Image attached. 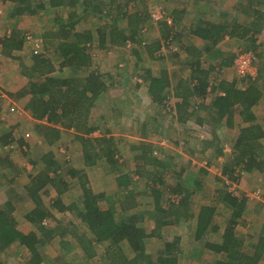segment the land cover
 Instances as JSON below:
<instances>
[{"label": "trees", "instance_id": "16d2710c", "mask_svg": "<svg viewBox=\"0 0 264 264\" xmlns=\"http://www.w3.org/2000/svg\"><path fill=\"white\" fill-rule=\"evenodd\" d=\"M8 1L15 4L12 12H10L14 16L35 15L48 7L58 11L55 15V23L58 25L55 31V37L58 40L55 51L62 59L59 67H56L54 62L44 54L34 55L30 65L24 64L21 67L22 74L29 79L27 87L21 93V97L30 95L26 103L27 109L37 119L47 118L49 123H51L47 127L48 130L44 129L41 131L49 144L58 143L63 135L62 130L74 128L78 133L77 139L80 140L84 149L85 164L94 165L104 159L113 170L112 173L118 174L116 181L121 192L129 194L132 184L139 181L135 179V176L139 179L146 177L147 190L140 193L136 192V194L137 196L140 194L142 196L146 192L151 197L152 202L150 204L155 205V210L150 217L154 218L155 215L157 216L158 227L156 228H159V212L162 211L161 207L163 205L168 209V216H174L175 220L185 215L186 218H191L193 215L189 211L190 205L186 203V200L193 192L181 188L174 189L173 186L167 183L165 173L171 167L173 168L177 162L172 156L166 157L162 147L147 141H140L138 145L131 144L129 146L130 150H138L134 154L135 168L131 171H126L125 165H127V162L124 160L120 163L121 155L119 154L118 146L121 143L118 144L114 135L107 134L96 139L89 137L92 132L98 129L97 124L90 121V113L96 107L100 96H104L109 91V85L105 75H102L98 70L92 69L90 45L94 41V34L90 30L79 31L77 29L79 19L76 17L77 11L75 10L79 7L84 8V11L87 12L91 10L95 15H103V23L109 21L112 24V28L108 32L105 31L104 27L98 28V40L102 47L107 46V35H109L111 45L124 46L127 45L128 41L132 40L134 45L142 46L150 55L153 54L152 56H154L155 51L159 48V42L155 41L147 45L143 38L144 35L140 33L141 26L149 18L148 14L150 16V10L143 6L138 9L133 8L131 11L128 5L132 0H127V2L129 1L127 6L123 5V3L115 6L117 0H104L108 4L105 6L97 4L98 0ZM64 6L73 8L67 17L62 16L58 10ZM120 20H126L128 28L117 26ZM255 21L256 23H253V25L256 33L259 32V22L264 24V11L257 13ZM162 30L166 35L168 32L166 23H163ZM204 30L202 28L196 34L204 37ZM21 35V33L16 31L12 38V41L15 44L17 43V48L23 46V36ZM216 36L218 38L220 35ZM253 41L252 46L245 47V50L252 49L257 55H261L257 51L256 41ZM214 44H217L215 40ZM209 49L210 47L207 46L208 54L210 52ZM260 57L256 79L246 80L245 82V80L237 77L238 81L235 80L228 83L226 80H221L217 83L218 85H215L216 81H212L208 75L200 73L193 88L189 86L182 90V86L186 87L188 85L181 83L178 87V95L182 96L184 103H186V108L188 107L187 100L190 98L202 99V104H193L192 111L186 112L187 109L185 110L183 105L180 106L179 119H184L187 116L192 117L197 114L196 121L199 125L209 123L212 126H218L223 124L232 131L235 128L238 129L239 133L232 144L233 152L222 169L225 175L234 178V180L240 178L236 176L237 170L242 172L264 171V144L262 143L264 126L259 122L253 111V108L260 103L264 96L263 54ZM196 66H202L200 59L196 60ZM66 69L70 72V75L62 76L57 74L58 71L61 73ZM216 69L218 71L221 66L216 67L214 70ZM205 71L207 70H203V72ZM147 72L148 75L146 77H143V74H140V76L144 81L149 80V93L152 99L162 104V107H166V101H168L167 88L171 87L169 77L166 76V73H162V76L158 77L150 76V70H147ZM243 83L245 85L240 86ZM138 84H140L139 81H137L135 89L136 87L138 88ZM113 86L114 84H112ZM210 86L211 89L208 90ZM219 91L224 92V94H219ZM210 92H213V98L202 109ZM195 108H201L204 111V115H198L197 112L201 110L198 111ZM120 109H123V107ZM183 109L185 114H182ZM186 113H189V115H186ZM239 118L240 121L238 122ZM147 129V123L144 122L141 133L148 135L149 132L154 131L150 128L149 130ZM185 133L188 138L187 141H189V134L191 133L188 130ZM212 135V139L206 141L203 149L206 150L214 146L216 147V154H224L221 138L214 132H212ZM14 140L11 133H9L2 137L1 144L8 145ZM7 156L5 158L8 161L9 158ZM34 165L37 166V162ZM41 168L38 174L31 177V181L26 187L29 199L35 203V208L27 214V220L37 226L38 231L29 233L21 231L18 228L17 218L15 217L18 203L13 202V194L9 197L7 195L5 197L0 196V264H41L43 262V255H41L40 250L42 246L48 245L55 238L64 237L68 233H72L80 243L79 245L85 254L86 262L95 260L98 252L97 247L105 244V253L101 259L109 260V264H178L181 238L177 235L160 233L159 238H161L160 240L163 242L164 247L156 261L153 262L151 260L145 241L148 234L142 225L146 218V211L130 214L128 209L118 211L114 206L104 209L101 206V202L110 194L107 191L98 192L93 190L87 175L83 171L72 166L63 168L58 158L52 153L42 157ZM51 172L53 175H51ZM183 172L184 169L182 168L177 175L180 177ZM66 175L73 178L76 177V179L78 177L77 182H79L81 190L79 196L69 203L65 202L64 196L65 193L70 191L73 182L66 180ZM49 186L57 191V197L53 199L50 205H46L43 196L49 195ZM184 190L186 191V199L181 202L170 201L171 194L183 192ZM216 194L218 196L217 201L231 211V216L224 229L222 241L220 243L206 241V246L217 253H228V260L225 264H240L237 259H240L238 255L241 254L243 242L235 234V228L246 211L248 199L233 195L225 183L223 187L216 189ZM19 198L23 199L24 197L20 196ZM217 208L214 204L200 207L196 216L197 224L195 229L198 239H202L209 233L219 229L214 222ZM52 209L58 212L69 211L74 213V215L72 214L73 218L79 220L80 223L75 225V222L69 221L68 225L59 224L62 227L47 226L43 221L53 215ZM167 209L164 210L167 211ZM171 223L172 221L168 219L165 224ZM124 244H128L129 253L126 252ZM15 245L24 246L29 250V257L22 263L14 255L6 254L7 250ZM258 248L262 249L260 251L262 253L258 252L257 254L260 253L262 256L264 253V237L259 241L256 251ZM2 255L4 257L6 255V258L2 257Z\"/></svg>", "mask_w": 264, "mask_h": 264}, {"label": "rangeland", "instance_id": "374dc122", "mask_svg": "<svg viewBox=\"0 0 264 264\" xmlns=\"http://www.w3.org/2000/svg\"><path fill=\"white\" fill-rule=\"evenodd\" d=\"M129 2V1H128ZM127 0H117L115 2V6L119 5L120 3H123V5L128 4ZM97 4H103V6L108 5L104 0H98L96 2ZM129 9L132 11L133 8L138 9L142 8L143 6L147 7L148 10H150V16L148 14V19L146 21V29L144 27L141 28L140 33H145V35H160L159 27L157 23H153L151 21L152 14L156 11L161 10V8H164L168 10V4L167 0H132L130 4L128 5ZM9 5L7 1L0 0V38H2L5 33L8 34L9 31L12 32L13 25H17V23L21 22V19L24 20L25 18L23 16L14 18L9 13H6V10L8 9ZM128 8V7H127ZM59 10V13L67 17L69 15V12L73 10L70 6H64L61 7ZM109 10V9H108ZM77 11V18L79 19V23L77 25V29L79 31H85L90 30L94 34V41L90 45V52L92 55V69L98 70L102 74H107L108 72H113L114 76L116 75V79L118 85L122 89H126L125 94L126 97H122L119 101H114L113 98H109V96L104 95L102 107L98 108L96 112L92 116V122L97 124L98 129H96L93 132V135H111L112 133H115L117 137L115 138L116 141H118V144L122 145L121 150H123V154L120 156V160L126 161L127 165H125V170L131 171L135 168L134 164V154L136 151H132L128 149V147L131 144H137L140 140V133L144 126V121L146 117L149 115V122L145 121L147 123L148 127H154L157 132H159L162 129L161 132L155 133V132H149V136L154 138L151 142L159 145L162 147L163 152L166 153V157H173L175 161L177 162L174 167L167 170L165 173L166 175V181L171 186H173L174 189L181 188L186 189L188 191H192L193 194L187 198L186 203H188L189 211L193 216L191 218H186V215L183 217H180L178 220H175V217L173 216L171 218L172 223L169 225H166L163 227V232L168 235H177L181 238V245L180 250L178 251V257H179V264H216L217 261L222 262V259H225V254H217L216 252L207 251L205 246V239L212 240H219L221 239L222 230L226 227L230 216L231 211L226 209L221 203L217 201V194L216 189L218 187L224 186V180L222 175H225L222 172V169L228 160L229 156L233 152V142L235 138L237 137L239 131L238 129L235 131H230L226 128V125L220 124L218 126L216 125H210L209 123L204 125H199L198 123L194 122L196 121V115L192 116L193 120L187 123V125H183L181 123V120L179 119V113L176 114L175 110V101L173 97V92H169V104L174 108L173 111L167 112L166 108H162L160 103H157L152 100V97L149 92H147V87H149V80L144 81V79L140 76V74H143V77H146L148 75L147 70H150L149 73L150 76H158L161 74L163 70H170L172 72L173 69L176 70V72L172 73L173 75V81L172 83L180 77V74H183L186 76L184 65H177V67H174V63H172L171 58L169 56L167 57V61L164 60V58H160L158 54H154V56L150 55L148 51L139 45H134L133 41L130 40L132 46L128 47L127 45L124 46H118V45H111L110 37L109 35L107 38V46L102 47L100 44V41L98 40L99 27H104L105 31H109L112 28V24L108 22L103 23L102 16L95 15L91 10L84 11V8L79 7L76 9ZM58 13V11L54 9H48L47 11L43 10L38 15H25L26 17L30 18L28 21L23 22L26 23L28 28L26 29V34L31 33L33 36H37L43 40V42L40 41L39 46L32 44L28 45V47H25L22 51V55L25 56V60L32 57L33 53L40 52L43 47V52L45 53H54V47L52 44H48L46 40L44 39L43 34L50 31V29L54 30V32L57 30V24L55 23V15ZM7 14V15H6ZM104 19H106L104 17ZM153 20V19H152ZM54 21V22H53ZM105 21V20H104ZM120 28H126L127 27V21L126 20H120L119 23H117ZM154 25L155 28L152 30L151 25ZM156 24V25H155ZM162 30V29H161ZM163 31V30H162ZM34 36V37H35ZM177 41V40H176ZM262 41L264 42V37H262ZM129 42V41H128ZM127 42V44H128ZM43 45V46H42ZM264 47V46H263ZM33 48H35L33 50ZM135 48V49H133ZM239 50L241 49L240 46H238ZM243 48V46H242ZM136 50V51H135ZM239 50H236L237 52ZM260 52H263L264 56V48L260 50ZM259 56V55H258ZM169 58V59H168ZM260 57L258 61H260ZM264 60V57H263ZM167 62V63H166ZM17 64V67L15 68V72L17 74L21 71V68L16 61L15 65ZM14 66V65H13ZM168 67V68H167ZM173 68V69H172ZM188 68V67H186ZM189 69V68H188ZM234 70V69H233ZM235 73V70H234ZM157 74V75H156ZM231 76V79H233L234 74L232 76V73L230 72H224L223 70L215 71L211 74L212 81H216V83H219V79H222L224 76ZM189 77V76H187ZM185 78V77H183ZM194 80V79H193ZM137 81H139L140 84H138V90H135V85H137ZM246 82V81H245ZM112 83L109 81V84ZM173 83V84H174ZM192 83V82H191ZM113 84V83H112ZM112 84L109 85L112 87ZM245 83H243L242 86H244ZM114 87V86H113ZM169 91V90H168ZM118 93L117 90H115V94ZM175 93V92H174ZM108 95V94H107ZM106 96V97H105ZM213 98V92H210L207 96L206 103H204L203 108L208 105L207 102H210ZM24 99V98H22ZM182 99V98H181ZM193 99V100H192ZM192 103L191 108L189 111L193 110V104H202V99L192 97ZM112 100V101H111ZM167 101V102H168ZM166 102V103H167ZM3 106H4V102ZM19 104L23 106V102L20 101ZM148 104H150L148 106ZM4 109H7V105ZM123 107V109H120ZM3 107L1 108L0 113V121L3 123H0V132H2L4 127L8 128L11 127L14 124L13 120V114L9 112H4ZM196 110L200 111L197 112L198 115H204V111L201 108H195ZM122 110V111H121ZM164 110L166 112H164ZM253 111L255 112L256 116L259 119V122H261L264 126V96L260 103L256 105L253 108ZM182 114L184 113V109L182 110ZM157 115V118L155 117ZM20 118V117H19ZM18 118V119H19ZM25 118H21L19 121H25ZM195 119V120H194ZM18 121V122H19ZM183 121V118H182ZM240 121V118L238 119ZM20 123V122H19ZM224 123V121H223ZM7 125V126H6ZM29 129H27L24 132H32L30 139H29V147L30 150L28 151V154L21 153L22 151L19 150V148L16 147L13 148L14 150L9 151V153H6V150L2 149L0 150V156L6 157L7 154H10V159L15 163L13 166L10 167V176L14 175V178L17 177L16 180H11L9 178H1L0 182L4 183L3 189H0V196H10L11 194L7 192V190H4L8 186H13L14 192L12 193L13 196L18 193V191L22 192L23 197L26 192L24 189V185L26 182H28V177L30 176L29 171L27 170V164H32L34 160H38L41 158V154H44V151H48V147L42 146V144L38 141V139L35 137V133L33 129H31V126H28ZM5 128V129H6ZM24 128V127H23ZM25 129V128H24ZM16 133L19 135L21 134L19 126L16 127ZM70 131H76L74 128L69 129ZM190 131V139L189 141L185 131ZM64 131V130H63ZM68 131L67 133L63 134V141L60 144L55 145L54 151L57 152V158L62 164L63 168H69V167H76L78 170H81L85 173V175L93 176L98 179H102L106 177V181L103 180V182L111 181L112 178H115V174L112 173L113 170L110 168V165L105 162V160L101 159L96 166L93 168L89 165H85L82 157V143L79 141V139H76L74 134L72 132ZM212 132H214L219 138H221L222 142L221 145L223 146V152L224 154H216V147L211 146V148H208L206 150L203 149L204 144L207 140H211L213 135ZM63 133V132H62ZM72 133V134H71ZM152 133H155L157 135H152ZM101 137V136H100ZM21 139V138H20ZM0 140V144H1ZM262 143L264 144V138L262 139ZM138 145V144H137ZM228 147H227V146ZM214 147V148H213ZM161 149V150H162ZM231 149V150H229ZM2 164V166H1ZM6 164L5 159H0V169L3 167V165ZM41 165V161H40ZM90 167V169H88ZM184 169V172L182 176L179 177L178 172L181 169ZM222 172V174H221ZM258 172V171H253ZM87 175V176H88ZM246 172L244 175L240 178V189L242 192H250L255 190L258 186H260L264 191V174L257 173L253 176H246ZM78 179V177H77ZM69 175H66V180L71 181L73 186L70 187V191L65 193L64 200L69 203L73 199H76L79 196V193L81 192L79 182L78 180ZM135 179H138L142 182L143 188L137 189L139 191H146L148 188V185L146 183V177L144 179H139L137 176H135ZM200 182V183H199ZM199 183V184H198ZM105 185V183H104ZM110 186V183L109 185ZM7 192V193H6ZM15 193V194H14ZM186 191L173 193L170 195V201H172L173 197H177L178 201H183L185 198ZM51 195V194H50ZM46 195V198H51L52 196ZM149 194L142 195V199L147 201L151 199ZM21 196V195H20ZM19 196V197H20ZM47 199V201H49ZM249 201V200H248ZM208 204H214L216 205L217 212L214 217L215 224L218 225L219 229L217 231H214L212 233H209L206 235V237L202 238V241L195 242V229H196V215L200 210V207L202 205H208ZM22 205H25L24 208L30 207L31 203H24L21 204L17 209L15 210V215L19 217L20 227L23 228L26 225V223L29 226V222L23 218V211ZM151 205V204H150ZM102 207H106V203L103 200L101 202ZM146 209L145 207H143ZM258 213L254 212V207H251L250 211L243 214V216L239 219V222L236 226V231H239L241 233H244L245 228H252L256 229L258 232L262 230L264 227V212L262 209L257 208ZM74 213H71L69 211L67 212H56L53 210V215L49 219H47V222L45 221V225L50 227H56L61 226L65 224H69V221L75 222V225H78L80 223L79 220H75L73 218ZM256 216V217H254ZM145 223V222H143ZM61 224V225H59ZM148 225V229H151V227H154V222L152 220L146 222ZM143 225V224H142ZM30 227L32 229H36L38 231V227L34 224L30 223ZM62 227V226H61ZM218 232V233H217ZM149 237V236H148ZM146 238V249L152 254H154L155 258L159 256L160 251L163 249L162 246H160L159 238L156 236H152L149 238ZM60 237L55 238L51 243L48 245H53L54 243H58ZM195 243V244H194ZM190 246H193L195 248V251L193 252V249L190 248ZM53 246H50V249ZM125 250L128 248V251H130V248L128 244H124ZM106 245L102 244L98 246V253L99 257L95 260L94 264H109V260H102L100 257L103 256L105 253ZM22 252V251H21ZM25 252V251H24ZM13 253H15L13 251ZM9 253L17 257V255ZM1 255V254H0ZM158 255V256H157ZM4 255H2L3 257ZM12 256V257H14ZM6 258V255L5 257ZM18 258V257H17ZM218 263V262H217ZM148 264V263H147Z\"/></svg>", "mask_w": 264, "mask_h": 264}, {"label": "crops", "instance_id": "0c3cea01", "mask_svg": "<svg viewBox=\"0 0 264 264\" xmlns=\"http://www.w3.org/2000/svg\"><path fill=\"white\" fill-rule=\"evenodd\" d=\"M4 1H7L9 5L8 9L6 10V13L7 14L9 13L14 18L20 17V16H14L10 13L12 12L15 4L8 0H4ZM43 1H49V0H43ZM167 4H168V10L164 8L163 9L166 10L168 15L172 17L175 23L178 24L179 30L176 34V40H177L176 43L181 45V51L179 50L176 52V51L168 50L165 53L160 54L159 57L164 58V60L167 61V57L169 56V58H171L172 60V63H174L175 68L177 67V65H184L183 67L186 69L185 70L186 76L181 74V72L180 73L178 72V74H180V77H178V79L175 81V83L173 82L174 83L173 84L172 83L173 81L172 73L173 72L175 73L176 70L172 68L173 69L172 72L170 71L171 69L163 70L161 74L158 75V77H161L162 73L163 74L166 73L167 74L166 76L169 77L171 87L167 88V92L168 93L173 92L172 95L176 103L175 112L176 114H178L180 113L179 108L182 105L185 107V108L184 107L182 108H184L185 110L187 109L186 112H188L191 108V103L193 100L192 98L187 100L188 107L186 108V103H184L183 99H181L182 96L178 95V92H179L178 87L180 83L188 85L186 87L182 86L181 87L182 90H184L185 88L189 86L193 88L194 86H192L191 82L197 81V76L200 73L202 75L203 74L208 75V77L210 78L211 74L217 71V69L216 70L214 69L218 66H221V69H218V70H223L226 73L230 72V74L232 73V76L234 74L233 79H231V76L228 75V76H224L222 79H219L220 81L226 80L228 83L235 81V80L238 81L237 75L236 73H234V70H233L235 58L242 49L244 50L245 47L252 46V43L254 42L253 40L256 41L255 44L257 46V51L262 55L263 52H260V50L264 48L263 47L264 42L262 41V37H264V24H261L263 22H259L260 23L259 32L255 33L253 23H256L255 19L257 17V13L264 11V0H167ZM48 9H51V8L48 7L47 9H45V11H47ZM41 12L42 11H40L39 13L35 15H38ZM31 16H34V15H31ZM23 17L25 18L24 20L21 19V22L17 23V25H13L12 32L9 31L8 34L5 33V35L2 38H0V113H1L2 107H3L2 110L4 112L6 111V112H9L10 114L12 113L14 117L13 120H15L14 124H16V126L12 124L11 127H8V128L4 127V129H2L3 131L0 132V140H2V137H4V135L9 134V133H11V135L13 136V139H15L13 142H11L8 145L0 144V150L2 148L7 151L6 153H9V151L14 150L11 148V145L14 144L15 146L17 145L20 151H22L21 153L28 154V151L30 150V147H29L30 143L28 144V142H29L32 132L30 131L24 132V131L29 129L28 127L29 125L31 126V129H33L35 133V137L42 144V146L44 147L46 146L49 148L48 151H44V154H41V158L39 159V161L34 160L32 161L33 162L32 164H29V163L27 164V170L29 171L30 176L28 177L29 178L28 182H26L24 185L26 197L24 195V198L20 199L19 196L20 195L23 196L22 192L20 191H18V193L16 194L14 193L15 195L13 196V202L18 203L17 207H19L21 204H24V203L32 204L30 207L26 209L24 208L25 205H22V208L24 209L23 211L24 215L22 219L26 220L27 214L35 208V203L33 200L29 199L26 187L30 183L31 177L38 174L40 170L42 169L40 165V161H42V157L44 155L48 153H52L57 158V152L54 151V148H55V145L60 144L63 141V135H62V138L58 141V143L50 145L45 135L42 134L41 131L44 129L48 130L47 127H49L48 125H50L51 123H49L47 118L37 119L35 116H33L32 112L27 109L26 103L28 102L30 95L21 97V93L27 87L29 79L25 75L22 74V70L18 74L17 72H15L16 71L15 68L17 67V64L15 65V63L17 61L21 68L22 65L24 64L30 65L32 62V57L34 55L44 54L48 56L54 62L56 67H59L60 61L62 59L58 54H56L55 49H56L58 40L55 37L54 30L50 29V31L47 33H44L43 36L46 42H48V44L50 43L53 45L54 53H48V52L42 53L43 47L40 52H36L34 50L35 48H33L35 53H33L32 57L29 58V61H27L28 59L25 60L26 57L22 55V52H23L22 50L25 47H28L27 44L32 46V44H35V43L38 44L40 41L43 42V40L34 35L35 41H31V42L27 41L26 36L24 34L26 33L25 31L29 25H27L26 23H24L23 25V22L26 21V19L29 21L30 18L26 17L25 15H23ZM151 21L153 23H158L157 25L159 27L160 35L152 36L150 34L149 35H145V33H142V34L144 35L143 38L145 40V44L147 45H150L151 43L155 41L159 42L160 44L159 48L154 53V54H157L162 47L163 39H166L168 37L169 30L165 35V32H163L161 29H163V23H166V22L154 21L152 19ZM146 24L147 23H143L142 27L146 28ZM151 26H154V25L152 24ZM127 28H128V25H127ZM154 28L155 26L152 27V30ZM202 28L205 29L203 31L205 33L204 37L196 34ZM251 28L253 29L249 30ZM16 31L21 33L22 34L21 36H23L22 38L23 46L21 48H17V43L15 44L12 41V38ZM216 35H220V36H218L217 38ZM214 40L217 42V44H214ZM207 46L210 47L209 54L206 50ZM238 46L241 47L240 50ZM236 50H239V51L237 52ZM250 51L255 52L252 49H250ZM261 55L259 56L257 55L258 59ZM198 58L201 61V65H202L201 67L196 66V60H199ZM257 65H258V61H257ZM186 67H188L189 69ZM203 70H207V71L203 72ZM57 74H61L62 76H68L70 75V72L66 69L64 70V72H61V73L58 71ZM80 75H83V74H80ZM102 75L106 76L108 85H111L112 83L114 84V87L112 88L111 86H109V91L105 94L106 96H109L110 99L113 98L114 101H119L120 99H122V97H126V94L124 92L126 91V89H122V87L120 88L118 83H116L117 82L116 75L114 76L113 72H108L107 74H102ZM109 81L112 83L109 84ZM215 85H218V84L216 83ZM240 86L242 85L240 84ZM138 88L136 87L135 90L137 91ZM210 89H211V86L208 88V90ZM115 90H117L118 93L115 94ZM147 92H149V87H147ZM103 98L104 96H100L96 107L92 109V112L90 113L91 122H92L91 118L93 114L96 112L98 108L102 107ZM168 98H169V94H168ZM20 101L23 102V106L19 104ZM2 102L5 103L4 106ZM210 102H207V103L209 104ZM5 105H7V109H4L6 107ZM149 105L150 104H148V106ZM162 108H166V107L163 106ZM166 111L164 110V112ZM167 112H171V110ZM186 115H189V113H186ZM149 117L150 116L148 115L145 119L148 122H149L148 120ZM155 117H157V115H155ZM21 118H25L24 119L25 121H19L21 120ZM180 120L183 125L185 124L187 125V123L193 120V117L187 116L186 118L183 119V121L182 119ZM194 122L197 123V121H194ZM0 123H3V122L0 121ZM17 126H19V128L21 129L20 130L21 134L19 135L16 133ZM149 128L151 130H154L153 132L156 133L157 130L154 127H148L147 130H149ZM226 128L232 131L230 128L228 127ZM235 130H237V128H235ZM68 131L70 130H64L62 134H65ZM70 132H72L75 138L77 139L78 133L72 130ZM159 132H161L162 134V129ZM155 133H152V135H157ZM112 135H114L115 138L117 137L115 133H112ZM100 136H104V135H100ZM100 136L93 135V132L92 134L89 135V137H92L93 139H96ZM139 138H140L139 139L140 141H147V142H151L154 139L150 137L149 135H145L144 133H140ZM118 148L120 150L119 154L122 155L123 154L122 153L123 150H121L122 145H119ZM83 151L84 149H82V152ZM7 155H8L7 157L9 158L8 161L5 157L0 156V159L4 158L6 160V164L3 165V167L0 169V177L5 178V179L9 178L11 180H16L17 177L13 179L14 175L10 176V171H9L10 170L9 167L11 165L13 166L15 163L10 159V154H7ZM82 157L85 163L84 153H82ZM35 162H37L38 164L37 166L34 165ZM121 162L122 160H120V163ZM97 163L94 165H89V166L93 168L94 166L97 165ZM88 169H90V167ZM256 171L258 172H253V171L246 172L247 179H248V176H253V175H256L257 173L264 174V171H261V170H256ZM114 174H115L114 175L115 178H112L111 181H109L110 186H108L109 185L108 182H105L107 180L106 177L102 179H98L97 177L95 178L94 175L91 177L87 174L89 184L93 188V190L98 191V192L107 191L110 194V196L104 199L106 203V207H103V208L107 209L110 206L111 207L114 206L115 209L118 211H125L124 209H128L130 214L146 211V218L144 220L145 223H143V226L145 227V230L148 236L149 237L156 236L159 238L160 233L165 234V232H163V227L166 226L165 224L166 221L168 219L171 220V218L173 217V216L172 217L168 216L167 214L168 209L165 208L164 205L161 207L162 211L159 212L160 214L159 228H156L158 227V224L156 222L157 216L155 215L154 218L150 217L152 212L155 210V205L154 204L150 205V203L152 202L151 199L145 201L141 198L142 197L141 194L138 196L136 194V192L138 193L141 192L137 189L143 188L142 182L141 181L134 182L132 184V189L129 191V194L127 192L124 193L120 191L119 185L117 184V181H116V177L118 174L116 173ZM51 175H53L52 172H51ZM103 180L105 181L103 182ZM3 185L4 183L0 182V189H3L4 187ZM4 190H7V192L10 194L14 192L13 186H8ZM48 190H49V195L51 194L50 196L52 197L48 199L46 198V196H43V199L46 205H50L53 199L57 197V191L54 188L49 186ZM242 193H245V192H242ZM128 195H131V196H128ZM47 199L49 201H47ZM143 207H145L146 209H144ZM251 207H254V212L256 213H258L257 208L262 209L264 212V207L262 203H260L258 200L247 201L245 213L250 211ZM164 209H167V211H165ZM15 217L17 218L18 228L24 233H29L31 231H34V232L37 231L36 229L34 230L30 227L31 222L28 220L27 221L29 222V226L26 223H24V225L26 226L25 227L23 226V228H21L19 217L16 215ZM47 219L43 221L44 224H45V221L47 222ZM150 220L154 222V227H151V229H148V225L146 224V222ZM223 233H224V230L220 232L221 239L219 240L211 241L210 239L209 240L205 239V246H206V241L212 242V243H220L222 241ZM235 234L239 236L243 242L241 254L238 255L240 259H237V261H239L238 263L240 264H246V263L247 264H264V253L262 256L260 255V253H262L260 252L262 249L258 248V250L256 251V247H258L259 241L264 237V227L259 232L256 229L245 228L244 233H241L239 231H236L235 229ZM160 239L161 238H159L160 246L164 247L163 242ZM198 241H202V239H198L196 237V231H195V242H198ZM79 244L80 243L77 241L74 235L72 233H68L66 234V236L60 237L58 243H54L53 245L42 246L40 250H41V255H43L42 256L43 262L41 264H94L95 260L99 257V253L97 252V257L95 258V260L86 262L85 254L83 253V250ZM50 246H53V247H51L50 249ZM190 248L193 249V252L195 251V248H193V246H190ZM206 250L215 252V250H213L212 248H208V246H206ZM13 251L15 252V255H17L18 259L21 260V263L29 257V250L28 248L24 246L15 245L14 247L8 249L6 254L11 253ZM126 252L129 253L128 248L126 249ZM147 252L151 255L150 256L151 260L155 262L157 257L155 258L154 254L153 253L151 254L148 250ZM258 252L260 253L257 254ZM223 253L225 254V257H224L225 259H222V262L217 261L218 263L216 262V264L227 263L229 254L226 252H223ZM258 257H259V260H258ZM100 258H102V256ZM178 264H179V260H178Z\"/></svg>", "mask_w": 264, "mask_h": 264}, {"label": "built area", "instance_id": "2783aa9c", "mask_svg": "<svg viewBox=\"0 0 264 264\" xmlns=\"http://www.w3.org/2000/svg\"><path fill=\"white\" fill-rule=\"evenodd\" d=\"M151 14V13H150ZM151 19H153L154 21H164L166 22V25L168 27L169 30V35L166 39H163L162 42V47L159 50V52L157 53L158 55L165 53L168 50L171 51H181V45L176 43V34L179 30L178 24L174 22V20L172 19V17H170L167 13L166 10H164L163 8H161V10L156 11L152 14ZM158 24V23H157ZM146 29V28H145ZM35 37L31 34L28 33L26 34V39L27 41L31 42V41H35L34 39ZM40 42L38 44H34L39 46ZM128 47H131L132 44L129 41L127 44ZM257 61H258V56L256 55L255 52L250 51V50H241L234 61V70L235 73L237 75V77L239 79H243V80H250V79H256L258 76V65H257ZM197 83V81H193L192 82V86H194ZM219 94L223 95L224 92L220 91ZM173 107L169 104V101L166 103V110L167 111H173ZM227 146V145H226ZM16 146L14 144L11 145V148H15ZM228 147V146H227ZM231 150V149H229ZM222 174V172H221ZM245 172L236 171V176L240 177L242 175H244ZM223 180L225 185L228 187V190L235 196L238 197H246L248 200H258L260 203H262L263 207H264V191L263 189L258 186L255 190L250 191V192H245L242 193L241 189H240V178L238 180H234V178L228 176V175H222ZM172 201L177 202L178 199L177 197H173Z\"/></svg>", "mask_w": 264, "mask_h": 264}]
</instances>
